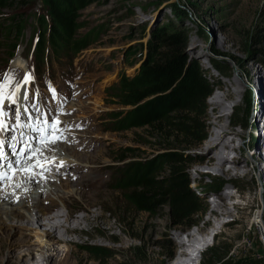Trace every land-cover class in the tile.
<instances>
[{
  "label": "rangeland",
  "instance_id": "rangeland-1",
  "mask_svg": "<svg viewBox=\"0 0 264 264\" xmlns=\"http://www.w3.org/2000/svg\"><path fill=\"white\" fill-rule=\"evenodd\" d=\"M26 1L24 5H21V0L0 1V73L14 69L13 84L23 74L22 69L12 65L20 48L15 61H19L24 51L23 56L28 61V71H24L30 72L29 68L32 69L38 20L46 13L42 0ZM78 14L75 30L62 33L59 41L61 45L70 46L76 42L79 45L84 44L85 47L78 54L72 55V58L65 54L58 63H53L57 70V75H52L54 79L32 80L27 85V90L34 100L26 103L30 105L35 102L41 112L49 113L51 109V115H56L55 107L66 100L63 103L66 114L59 118L72 125L70 133L65 132L64 135L68 137V145L80 144L78 151L80 158H83L81 160L78 157L81 161H77L80 166L76 172L67 167L63 174L55 173L59 170L54 171L45 162L42 163L45 168L36 167L30 172L35 175L47 174L52 182H56L58 176L57 181L61 180L67 191L74 186L78 194L59 191L70 201L74 200L73 208L78 204L84 205L89 200L100 202L98 206H91L92 211L100 206L105 207L104 214L116 227L115 234L129 238L133 246L120 250L121 242L117 239L102 237L95 240L85 234L83 240L71 244L70 248L67 244L59 245L63 253L61 263L162 264V260L168 257V242L174 236L173 229L166 225L159 234H147V228L143 222L135 220V214L156 213L161 208L166 212L167 224L178 223L186 226L201 213L204 200H213L226 190L234 194V198L228 199L233 213L223 216L217 222L218 225L216 224L217 229L210 228L209 237L206 234L204 241L198 244L202 247L201 252L197 251L193 255L197 259L195 257L192 262L203 264L209 248L215 245L220 247L219 254L213 259L215 264H264V185L253 170L256 155L251 148L257 135L255 115L259 108L258 91L261 87L264 88V0H87L85 7L78 10ZM20 19L25 20V25L22 34L16 36L15 29ZM172 30L180 31L186 36V44L180 52L188 65L200 67L201 74L212 86L211 94L206 98L198 118L203 129V139L193 140L191 143L187 141L179 146L187 158L185 164L198 199V212L190 221L182 222H177L172 217L169 207L162 201H157L152 211L140 210L128 201V194L132 189L128 184L133 182L129 178L135 170L136 174H164L159 170L158 161L164 149L157 139L149 137L150 130L130 126V106L122 105L116 97L121 81L137 74L156 58L165 48L161 47L163 32L169 33ZM14 43H17L18 50H13V53ZM62 50L65 53L70 52L64 47ZM12 54L15 55L12 57ZM253 71L258 77L256 82L249 79V74ZM41 73L40 69L39 74ZM61 75H66L71 81L65 82ZM227 80L237 82L239 89L236 99L225 100L229 106L227 124L236 128L239 135L233 143L235 148L230 149V156L244 161L243 170L249 171V175H245L242 170L239 175L232 177L223 173L220 168L211 169L208 165H199L198 161V156L202 154L201 147L207 139L206 116L211 105V96ZM50 86L59 94L55 101H52ZM6 90L10 91L11 86ZM215 96L222 100V93ZM5 110L8 111L5 119L13 126L16 123L14 106L11 111L8 108ZM29 111L36 124L39 120L35 117L40 113L31 108ZM22 120L28 122L29 117L24 115ZM44 154L39 155V160ZM228 164L225 163L224 166ZM232 167L233 165L230 168ZM47 168L57 175L55 179L49 178L51 171H47ZM197 170L201 173L214 171L202 175ZM68 177L72 182H69ZM213 177L220 178L217 179L218 183H215ZM13 179L0 183V213L3 207H10L11 204L21 206L30 200H33L32 204L43 202L44 207H49L53 213L64 212L65 208L61 204L51 206L50 200L44 198V195H53V192L57 195L51 185H48L47 190L36 188L43 182L40 178H36L35 184L24 195L19 193L7 201L4 193L11 195L12 191L5 189L8 187L7 182H12ZM234 185L237 186V191L233 189ZM76 214L82 216L84 210L78 209ZM235 218L239 219L238 222H235ZM224 219L228 221L222 222ZM22 223L29 221L10 219L0 222V247L5 250L2 261H10L9 255L18 254L27 247L43 246L44 253L40 251L36 254L38 259L35 264H40L38 260L48 254L47 239L42 235L43 229L26 225L25 234L15 232L14 228ZM226 223L229 224L225 226ZM215 229L223 232L218 234L216 231L213 241L210 242L211 230ZM191 230L198 231V227L193 225ZM249 234L255 240L254 251L244 250L235 258V246L249 247L253 244L245 240ZM152 247L156 249L155 252L151 251ZM160 250L166 252L159 253ZM257 250L260 251L256 252Z\"/></svg>",
  "mask_w": 264,
  "mask_h": 264
},
{
  "label": "trees",
  "instance_id": "trees-1",
  "mask_svg": "<svg viewBox=\"0 0 264 264\" xmlns=\"http://www.w3.org/2000/svg\"><path fill=\"white\" fill-rule=\"evenodd\" d=\"M42 1L46 13L38 20L39 38L35 46L37 73L40 69L44 70L45 64L53 65L52 57L58 63L61 56L67 54L72 58V55L78 54L85 47L76 42L70 46L61 45L59 40L62 33L75 30L78 10L85 7L87 0ZM26 3V0H21V5ZM24 25L25 20L20 19L15 29L16 36L22 34ZM185 44L186 36L182 32L164 31L161 47L165 48L137 74L123 79L119 93L116 94L122 105L130 106V126L150 130L149 137L157 139L164 149L158 159L159 170L164 174H136L135 170L129 178L133 182L128 184L132 188L128 201L140 210L150 211L157 201H162L177 222L188 221L198 212V199L185 164L187 158L179 146L187 141L191 143L203 139V129L198 118L212 91L200 67L188 65L180 52ZM12 46V51L18 47L17 43ZM63 47L70 52L65 53ZM213 179L218 183L217 179L220 178ZM219 248L211 246L203 264H215L213 259L219 254Z\"/></svg>",
  "mask_w": 264,
  "mask_h": 264
},
{
  "label": "bare ground",
  "instance_id": "bare-ground-1",
  "mask_svg": "<svg viewBox=\"0 0 264 264\" xmlns=\"http://www.w3.org/2000/svg\"><path fill=\"white\" fill-rule=\"evenodd\" d=\"M23 46V45H22ZM21 46V47H22ZM25 46V45H24ZM21 49V48H20ZM20 49L18 50L15 58L17 57ZM25 49V48H24ZM24 52V51H23ZM19 58V61L13 60L15 66L18 68L22 67V70H26V65L24 64V57ZM19 65V66H17ZM257 74L255 71L249 74V79L252 82L257 81ZM224 85L218 87L213 95L211 96V105L208 108L206 119V134L207 139L203 143L201 150L202 154L198 156L199 165H208L211 169L220 168L223 173L229 176H237L240 171L243 170L244 161H240L236 158H232L230 156L231 147L235 148L233 143L235 139L239 137L236 133V128L230 127L227 124V111L229 110V106L225 100H229L232 98L236 99V95L238 94V84L233 80L224 81ZM222 93V100L215 98L216 94ZM258 99H259V108L255 115V131H256V139L253 144H251V148L255 150L256 155V165L254 167V171L257 172L258 177L264 185V88L261 87L260 91H258ZM24 116V115H22ZM22 118V117H21ZM66 136V134H65ZM232 139H229V138ZM81 141V140H80ZM62 143V144H61ZM80 143V142H79ZM57 153H48L44 154V157L39 160L40 163H46L45 157H52L56 155V164L54 163H46L49 165L51 169L54 171L57 170V166L60 161H63L66 166L59 167V171H55V173L63 174L66 172V168H71L70 171L76 172L80 165H78V160H82L80 158V152L78 151V145H68L67 143L60 142L58 143ZM260 153V154H259ZM82 156V155H81ZM204 156L206 158L204 159ZM80 159H79V158ZM86 158V157H85ZM84 158V159H85ZM75 159V160H71ZM36 159L32 160L35 161ZM80 160V161H81ZM225 163L232 164V168H226ZM77 165V166H76ZM54 171H51V175H48L49 178L55 179L57 175H55ZM214 170H207V173ZM245 175L251 174L249 171L243 170ZM200 172V170H197ZM40 173V172H39ZM207 173L202 172V175H206ZM36 178H40L42 183L38 184L36 188H44L47 190L50 185L52 190L57 191V195L53 192V195H44L45 200H50L51 206L62 205L65 209L64 212L50 211L49 207H44L43 202L37 201L35 204H32L33 200H30L26 203H23L21 206H15L11 204L10 207H3L2 212L0 213V222H6L7 220H23L27 219L29 223H22L18 228H14L15 232L24 233V229L27 226L36 227L38 230L39 227L42 230V235L47 239L48 244V254H45L41 260L39 259L40 264H62V251L59 248L60 244H67L69 248L71 244L84 239V235L87 234L90 238L98 240L99 238H108V239H117L121 242L120 250H124L127 247L133 246V243L129 240V238L123 235L115 234V226L110 222L108 218H106L104 214L103 206L97 208L96 211H92L91 206L100 205V202L97 200L87 201L86 204H78L73 208L74 200H69L68 197L63 196L59 193V191L66 190L64 187V183L61 184V180H59L58 176L56 182H52L48 179L47 174L42 176L35 175V178L29 181L28 177L23 173L17 174L16 178L13 179L12 182H7L8 187L5 189L11 190V195L8 192L4 193V198L8 201L13 199V197L18 196L19 193L22 195L25 194V191L32 185L35 184ZM69 179V177H68ZM69 182H72L69 179ZM60 182V183H59ZM70 185V183H68ZM2 184H0L1 186ZM20 185V186H19ZM49 185V186H48ZM19 186V187H18ZM63 188V189H62ZM67 191V190H66ZM52 192V191H51ZM71 195L78 194L79 192L73 186L70 190H68ZM48 193V192H47ZM234 198V194L224 191L223 194L213 198V200L207 199L203 201V209L201 213L193 220H191L189 225L180 226L167 224V215L164 210L158 209L156 213H137L135 214V220L143 222L144 226L147 228V234H159L161 229L167 225V228L173 229V238L168 242L169 249H167L168 257L165 260H162V264H190L194 260L197 251L201 252L202 247L198 244L204 241V236L210 233V228H216L217 222L222 219L223 216L229 215L233 213V210L229 206L228 199ZM91 199V198H90ZM235 203V202H234ZM60 205V206H61ZM108 207V206H107ZM78 209H83L84 214L82 216H78L76 211ZM238 218H235V222H238ZM220 223V222H219ZM229 223H226L228 225ZM195 225L198 227V231H193L192 226ZM218 225V224H217ZM220 225V224H219ZM223 226V225H222ZM43 227V228H42ZM45 227V228H44ZM220 228V226H219ZM222 228V227H221ZM217 229V228H216ZM215 229V230H216ZM197 230V229H196ZM219 230V229H218ZM212 232V231H211ZM218 234L222 233L223 230L217 231ZM242 233L239 234L241 237ZM69 237V238H67ZM209 237V235H208ZM247 242H252L253 244L249 247L245 246H235L234 249V257L236 258L240 255L244 250L248 252L254 251V238L249 234L245 237ZM209 242V241H208ZM153 244L152 242H150ZM198 245V246H197ZM168 247V246H167ZM4 249L0 247V264H35V260L38 259L36 256L37 252L44 253L43 246L39 248L27 247L23 249L21 252L15 255H7L11 257L10 261L4 263L2 261L4 257ZM152 252H155L156 249L154 247L151 248ZM260 250H257L258 252ZM165 250H160L159 253H164ZM193 256V257H192Z\"/></svg>",
  "mask_w": 264,
  "mask_h": 264
},
{
  "label": "snow or ice",
  "instance_id": "snow-or-ice-1",
  "mask_svg": "<svg viewBox=\"0 0 264 264\" xmlns=\"http://www.w3.org/2000/svg\"><path fill=\"white\" fill-rule=\"evenodd\" d=\"M15 72L13 70H7L3 73H0V133L4 131H8L9 120H6L5 117L8 116V111L5 109L8 108L9 111L12 110V106H14V119L16 123L13 125L14 128L21 127H32L33 130L38 133H42V135L38 138V143L41 147L32 148L31 144L27 146L21 147L20 152L13 151L14 156L21 157L27 167H16L21 165V159L11 160L8 159L6 154L3 151L5 141L0 139V183L4 181H10L17 174L23 173L28 177L29 181L35 178V174L31 173L30 170L36 167L45 168V164H41L37 159L34 163H28V161H32L37 154L43 156L44 151H48L51 153H57V145L60 142H69L68 137L64 135L65 132L70 133V129L72 125L67 124L65 121L60 120V115L66 114L63 110V103H66V100H63L59 105L55 107L56 115H51V109L49 113H44L40 111L39 105L35 102L30 105L26 102L29 100H34V97L30 96L27 85L34 79V74L31 72H26L21 80H15ZM11 86V90L7 91L6 88ZM49 91L52 93V101H55L58 97V93L56 89L52 86L49 87ZM7 101V103H6ZM33 109L36 112H39L40 115L35 117V119L40 121L39 125L32 123H25L22 120V115H27L29 117V121L33 119L32 113L29 109ZM51 115V120H49V116ZM63 125V127H61ZM79 127V125H76ZM21 137H23V133H21ZM14 147V146H13ZM46 163H55L56 155L52 157L44 158ZM5 160H7V164L5 165ZM66 166L63 161L59 162L57 166V170L59 167ZM12 174H9V170H13ZM47 171H51L50 168L46 169ZM43 175V173H40Z\"/></svg>",
  "mask_w": 264,
  "mask_h": 264
}]
</instances>
